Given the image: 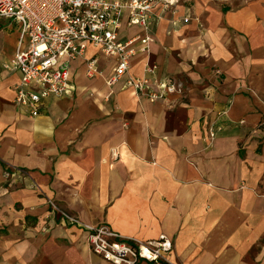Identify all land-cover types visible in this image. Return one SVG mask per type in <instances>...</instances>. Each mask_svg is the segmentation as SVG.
I'll use <instances>...</instances> for the list:
<instances>
[{
  "label": "crops",
  "instance_id": "1",
  "mask_svg": "<svg viewBox=\"0 0 264 264\" xmlns=\"http://www.w3.org/2000/svg\"><path fill=\"white\" fill-rule=\"evenodd\" d=\"M151 21L129 75L170 78L180 95L108 87L116 59L87 46L69 94L30 118L2 68L18 26L0 19V264H110L47 201L123 238L165 236L170 264H264V0H174ZM142 35L123 22L118 38Z\"/></svg>",
  "mask_w": 264,
  "mask_h": 264
},
{
  "label": "built area",
  "instance_id": "2",
  "mask_svg": "<svg viewBox=\"0 0 264 264\" xmlns=\"http://www.w3.org/2000/svg\"><path fill=\"white\" fill-rule=\"evenodd\" d=\"M159 4L166 8L173 6L174 0H0V19L16 24L19 30L14 56L2 67L7 73L19 75L14 106L36 118L44 101L69 94L70 63L82 57L87 46L105 58L116 59L114 73L106 82L108 87L125 80L127 89L150 103L180 95L181 86L170 78L149 83L129 75L130 60L137 52L148 51L151 12ZM123 22L140 29L143 35L120 41ZM136 43L140 44L138 50L134 48ZM95 63V59L88 62L89 75L95 74ZM261 124L264 126V121ZM216 133L211 127L208 141H213ZM47 204L60 216L61 223L83 228L88 233L90 251L107 263L170 264L167 257L172 244L165 236L152 241L123 238L106 226L81 224L52 201Z\"/></svg>",
  "mask_w": 264,
  "mask_h": 264
},
{
  "label": "bare ground",
  "instance_id": "3",
  "mask_svg": "<svg viewBox=\"0 0 264 264\" xmlns=\"http://www.w3.org/2000/svg\"><path fill=\"white\" fill-rule=\"evenodd\" d=\"M89 50H91V49L89 48Z\"/></svg>",
  "mask_w": 264,
  "mask_h": 264
},
{
  "label": "rangeland",
  "instance_id": "4",
  "mask_svg": "<svg viewBox=\"0 0 264 264\" xmlns=\"http://www.w3.org/2000/svg\"><path fill=\"white\" fill-rule=\"evenodd\" d=\"M18 35H19V32H18Z\"/></svg>",
  "mask_w": 264,
  "mask_h": 264
}]
</instances>
